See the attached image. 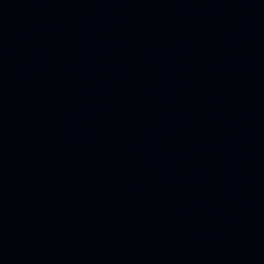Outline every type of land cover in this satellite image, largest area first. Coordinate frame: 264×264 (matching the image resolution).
Returning <instances> with one entry per match:
<instances>
[{
	"label": "water",
	"instance_id": "obj_1",
	"mask_svg": "<svg viewBox=\"0 0 264 264\" xmlns=\"http://www.w3.org/2000/svg\"><path fill=\"white\" fill-rule=\"evenodd\" d=\"M0 264H6V263L0 258Z\"/></svg>",
	"mask_w": 264,
	"mask_h": 264
}]
</instances>
